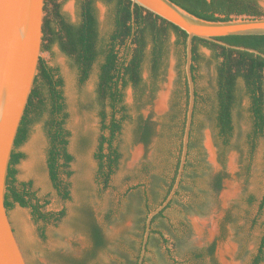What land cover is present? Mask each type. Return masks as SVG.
Listing matches in <instances>:
<instances>
[{
  "label": "rangeland",
  "instance_id": "rangeland-1",
  "mask_svg": "<svg viewBox=\"0 0 264 264\" xmlns=\"http://www.w3.org/2000/svg\"><path fill=\"white\" fill-rule=\"evenodd\" d=\"M81 2L48 3L45 20L55 27L58 7L67 23L78 25L82 19ZM259 5L264 18V0ZM93 6L99 39L107 42L114 31L112 0H94ZM43 45L42 60L62 81L59 90L64 111L60 120L73 161L61 168L60 178L70 194L69 199H63L54 188L48 169L54 121L50 89L37 76L34 87L41 94L42 103L35 101L29 114L28 138L17 150L24 157L15 166L16 187L30 184L41 211L53 219L38 221L30 207L17 203L9 210L27 264H138L147 216L164 201L179 158L180 133L172 134V144L165 151L158 150L162 123L171 111L174 97L181 108L178 122L188 110L186 60L184 63L180 55L179 38L173 31L166 35L165 55L156 79L148 58L149 43L140 90L132 86L123 90L130 118L114 142L121 159L108 181L104 177L106 169L98 159L101 140L109 137L103 130V114L109 120L112 113L109 101L100 92L102 59L96 60L84 79V68L77 57L63 51L58 41L49 36ZM117 50L121 56L127 52L123 45ZM197 56L193 63L197 93L194 144L188 172H184V185L172 207L152 225L155 233L150 235L144 264H191L185 259L190 252H204L208 264H252L264 234V131L257 133L251 98L239 79L233 132L223 146L214 122L222 59L216 60L203 45L197 46ZM158 109L164 113L157 114ZM146 120L153 128L148 144L141 142L139 132L140 122ZM173 127L179 131L181 122ZM218 176H222L220 190L214 187ZM182 222L189 225L186 235L180 231ZM96 232L100 243L95 239ZM213 244L214 254L208 257Z\"/></svg>",
  "mask_w": 264,
  "mask_h": 264
},
{
  "label": "trees",
  "instance_id": "trees-1",
  "mask_svg": "<svg viewBox=\"0 0 264 264\" xmlns=\"http://www.w3.org/2000/svg\"><path fill=\"white\" fill-rule=\"evenodd\" d=\"M57 0H46V8L48 3H55ZM94 0H82L81 2V22L78 25H71L61 16L59 8L55 10V27H52L50 21L45 20L44 23V42L48 37H52V41H58L63 51L70 55L76 56L80 65L84 68V79L88 77V73L92 65L100 57L102 63L100 65V92L101 96L109 101L112 113L108 120V115L103 114V130L109 133V137H103L100 144L98 159L106 169L105 179H108L114 173L119 165L121 154L119 148L114 145L115 140L122 131L123 123L129 119L127 107L124 105L123 90L128 86H132L136 91L140 90L142 85V69L145 59H147L146 51L148 44H151L150 65L153 79H156L162 66L165 55V37L169 31H173L179 38V45L182 47L181 58L186 60L187 34L174 26L173 24L155 16L151 12L140 6L132 8L130 0H112L114 14V31L110 35L109 41H100L98 22L93 6ZM172 3L181 7L195 17L209 22H229L235 18H262L263 12L259 5L260 0H170ZM57 29V30H56ZM218 40L233 46H241L256 49L264 53V35L263 36H230L218 38ZM119 45L126 46L127 52L120 55L117 50ZM203 45L212 51L216 60L222 59L218 67V84L219 91L217 95L218 105L215 115V129L218 132L219 141L226 146L233 132V109L237 102L238 80L242 79L245 83L246 90L251 98V111L255 118L257 133L264 131V58L241 50H234L220 45L213 41L194 39L193 47V63L198 60L197 46ZM44 49V45H43ZM193 73L195 67H192ZM38 76L42 77L44 83L50 89V97L53 108L54 121L51 123L52 149L48 157V169L51 181L59 196L63 199H69L68 186L61 180V168L68 167L73 161V157L68 153L67 133L64 124L60 120L64 111L63 96L59 88L62 81L57 80L51 69H49L43 60L39 65ZM185 87L187 98L189 100V90L184 70ZM38 77L35 82L37 83ZM41 101V94L34 87L29 104L27 106L25 116L21 123L12 155L10 169L8 173V189L6 194V207L8 211L17 203L21 207L32 209L33 216L38 221L49 222L53 216L44 214L39 205L36 194L32 191L30 184H23L20 188L16 187L17 171L15 166L22 159L23 154L18 152V148L22 146L28 138L29 114L35 108V101ZM176 97L172 99L171 111L164 117L160 130V141L158 144L159 152L165 151L167 146L172 144V134L180 133L179 141V158L176 163L175 175L172 185L166 194L164 200L170 193L178 173L180 158L183 147V137L186 124L185 113L184 118L180 121L181 128L175 131L174 125L179 124L177 121L181 113L179 102H175ZM195 118V112H194ZM194 118L190 134V144L185 174L188 172L189 161L192 153ZM141 142L148 144L152 136L153 128L149 120L140 122L139 127ZM108 152L105 153L104 151ZM198 152V151H197ZM225 153L221 152L219 158L224 159ZM63 161V164H61ZM184 174V176H185ZM184 178L181 182L180 189L184 185ZM222 176H218L214 182L217 190L221 189ZM178 190L175 198L179 195ZM175 199L169 206L157 215L153 222L162 218L164 213L170 209ZM35 202V203H33ZM264 207V197L261 203ZM63 215V213H61ZM181 233L186 235L189 233V225L182 222L180 225ZM155 233L152 229L151 234ZM95 239L101 242L100 234L96 232ZM168 244L167 240H164ZM215 251L213 244L207 256L212 257ZM171 256L170 250H167ZM187 262L191 264H208L204 261L205 253L190 252L185 255ZM264 262V234L258 247L256 256L252 264H261ZM211 264H215L211 262Z\"/></svg>",
  "mask_w": 264,
  "mask_h": 264
},
{
  "label": "water",
  "instance_id": "water-1",
  "mask_svg": "<svg viewBox=\"0 0 264 264\" xmlns=\"http://www.w3.org/2000/svg\"><path fill=\"white\" fill-rule=\"evenodd\" d=\"M173 24L187 34L185 75L189 103L180 165L175 183L166 199L147 216L138 264H144L154 218L175 198L188 158L190 134L196 105L193 67L194 39L213 41L227 48L264 58V53L233 46L218 38L263 36L264 18H235L229 22H209L195 17L170 0H130ZM46 0H0V264H27L6 207L8 173L16 138L33 92L43 55ZM159 110L157 114H163Z\"/></svg>",
  "mask_w": 264,
  "mask_h": 264
}]
</instances>
